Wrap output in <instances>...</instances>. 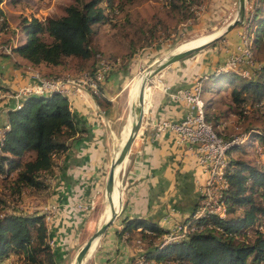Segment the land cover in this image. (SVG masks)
<instances>
[{"label":"crops","instance_id":"obj_1","mask_svg":"<svg viewBox=\"0 0 264 264\" xmlns=\"http://www.w3.org/2000/svg\"><path fill=\"white\" fill-rule=\"evenodd\" d=\"M5 2L2 0L0 3L2 13ZM244 6L246 8V4ZM236 8L237 0H209L202 19L207 22L210 14L219 12L218 17L222 13L226 17L229 15L228 22L235 17ZM241 27L239 25L229 30L232 42L237 41ZM214 50L213 47V50L192 57L185 56L153 74L150 89H144L138 133L117 171L121 192L119 210L86 253L85 264H131L142 248L117 235L124 220H144L164 233L190 216L198 201V188L204 180V173L195 161L192 147L177 144L173 131H157L155 125L162 120L176 122L186 114L185 103L176 95L190 87L195 79L207 77L221 64L224 53L216 55ZM40 65L32 66L14 53L0 56V134L6 126L8 111L15 108L18 102L16 93L33 84V72L43 73L41 75L45 78L63 77L64 71L60 73L62 66ZM122 77L121 72L109 73L101 86L104 101L99 104L81 87L67 86L68 90L63 94L73 116L76 133L65 150L55 157L52 181L47 186L50 189L47 200L57 207L50 220V238L54 247H59L63 232L71 228L60 225L62 219L71 221L74 218L71 221L74 225V243L80 246L82 243L79 244L77 240L83 237L82 233H85V239L81 242H85L110 213L107 203L97 217L99 222L93 219L94 211L99 214L101 205H104V185L109 165L115 156L113 154L119 150L128 132L127 111L125 115L117 113ZM204 81L201 83V99L204 113L207 114L210 109L205 99L210 92ZM106 196L109 201L110 195ZM61 228L65 231L60 232L58 229ZM88 228L92 229L89 231ZM144 230L147 229L138 226L136 232L132 233L135 236L140 231L144 233Z\"/></svg>","mask_w":264,"mask_h":264},{"label":"trees","instance_id":"obj_2","mask_svg":"<svg viewBox=\"0 0 264 264\" xmlns=\"http://www.w3.org/2000/svg\"><path fill=\"white\" fill-rule=\"evenodd\" d=\"M72 1L63 7L60 16H49L43 20L22 17L17 24L21 37L11 47V51L32 66H62L65 59L72 58L77 60V70L82 73L84 64L95 53V47L91 44L93 28L96 24L105 23L107 17L100 6L102 0ZM174 1L183 2L185 10L195 0H188L187 4V0H173L170 6L180 7ZM245 4V17L240 23L254 46L259 41L264 42V0H245ZM6 27V20L0 10V32ZM44 34L48 40L41 38ZM103 82L99 86L100 95L93 96L98 104L104 101L101 90ZM204 82L209 92H214L218 87L219 93L224 85L229 86L228 109H232L230 113L236 114L247 102L264 98V61L253 68L250 78H241L233 71L216 72L214 69ZM206 104L210 109V102ZM6 116L7 123L0 134V174L5 177L14 173L9 186L11 191L18 193L26 187L44 190L48 186L46 176L53 174L55 157L65 150L76 133L65 96L59 92L26 94ZM204 117L210 123L206 113ZM253 131L255 139L262 143L264 154V133ZM233 149L239 147L230 145L226 154H230ZM25 154H28V158L22 161ZM225 179V217L209 215L200 218L198 230L191 232L185 239L160 246L163 232L139 219L124 220L117 235L134 244L138 239L140 244L136 245L142 248L140 253L145 259L167 260L169 264H264V204L255 203L251 198V192H257L261 197L264 195V169L246 160L228 158ZM239 209L241 213L235 215ZM138 226L149 230L151 234L140 231L134 236L132 232ZM259 226L261 229H258ZM46 231L42 214L0 213V259L9 250H14L31 260L40 254L46 264H55L53 253L44 241ZM248 232L251 234L247 235Z\"/></svg>","mask_w":264,"mask_h":264},{"label":"rangeland","instance_id":"obj_3","mask_svg":"<svg viewBox=\"0 0 264 264\" xmlns=\"http://www.w3.org/2000/svg\"><path fill=\"white\" fill-rule=\"evenodd\" d=\"M172 1L173 0H110L108 3L102 0L100 3L107 19L105 23L96 24L93 28L94 33L91 38V44L95 47V53L97 54L94 55V53L92 58L84 64L82 72L88 71L96 61L103 60L109 63L111 72L116 71L122 73L121 90L117 99V113L121 112L125 115L127 111L125 115L126 119L129 115L130 93L133 84L137 81V77L141 75L144 68L153 61L165 58L167 55L178 51V48L187 42L206 36H209V39L213 38L217 32L222 30L223 27L230 22V20L228 22L226 21L229 19V15L226 17L225 14L222 13V16L218 17V15H220L219 12L217 14H210L207 18V22H204L202 17L206 13L209 0H199V2L195 0L193 3L188 4L185 10L183 2L179 3V1H174V3L180 7H176L175 5L173 7L170 6ZM72 2V0H12V2L6 0L2 7L7 27L0 32V45L14 44L21 37L17 28V23L22 17H35L39 20H43L45 17L49 16H60L63 14V7ZM187 3L188 0L185 1V4ZM245 11L246 8L244 6L243 19L245 17ZM240 24L239 22L236 26ZM244 30L245 28L242 25L239 34ZM263 33L262 35H264ZM41 38L48 40L45 34ZM235 42L231 41L229 31H227L211 44L187 56L192 57L201 52L213 50L214 47L216 49L214 50L216 55L219 52H223L225 57L228 48L232 46L231 43L234 44ZM251 46L254 65L257 67L259 63L264 61V42L259 41L254 46L253 44ZM12 53L11 51L10 54H0V56H11ZM13 63L17 64L19 67L25 68V66L19 64L17 61ZM42 65L43 64L40 66ZM78 65L77 60L67 58L62 65L60 73L64 71L63 77L75 78L81 74L77 70ZM33 73H37L39 76L43 74L38 71ZM154 76L152 75L146 80L147 85L145 88L150 89L149 85ZM214 89L215 88L212 90ZM218 89L217 87L214 92H210L205 99L209 100L207 102H210V110L207 112L208 121H210L224 140H230L239 136L245 137L241 143L233 144L238 146L239 149L231 150L230 154L227 155L228 158L242 159L251 164L254 163L258 165L257 163H259L261 159L258 151H262V143L255 139V131L253 130L264 133V98L247 102L239 109L240 111H238V113L233 114L229 112L232 109H228L227 103L229 99L227 94L230 87L224 85L222 90L217 93ZM259 103L262 104L260 107L257 106ZM26 158H28V154H25L21 160L23 161ZM13 177L14 173H10L5 177L0 174V213L42 214L43 222L47 230L44 241L47 244L48 242L51 244V246L49 244L48 246L53 253L54 263L72 264L77 250L84 243L81 241L85 239V233H82L83 237H79L80 239L77 240L79 244L82 243L78 246V244L74 243V225L71 223L74 218H72L71 221L61 218L60 225L64 224L65 228L70 226L71 228H69L68 232H63L64 236L60 239L61 243L59 247H54L53 239L50 238V235H52L50 233L52 227L50 222L46 223L44 220V207L50 205L47 200L50 189L45 188L44 190H39L26 187L20 189L17 193L9 189L10 181ZM46 177L48 183L52 181V175H47ZM106 195L105 193L104 205H101L98 211L99 214H96V211H94V221L99 222L97 217L101 215L102 208L108 203ZM251 198L255 203L264 204V195L261 197L257 192H251ZM240 213L241 209L235 212V215ZM91 229L88 228L87 230L90 231ZM58 230L62 232L64 229L61 228ZM82 230V232H84V229ZM59 231L57 232L60 233ZM249 234H251V232L247 233V235ZM84 262L82 263L85 264ZM0 264H46V262L40 254L36 255L34 260H31L22 253L9 250L7 254L0 259ZM154 264L169 263H167V260H159L155 261Z\"/></svg>","mask_w":264,"mask_h":264},{"label":"built area","instance_id":"obj_4","mask_svg":"<svg viewBox=\"0 0 264 264\" xmlns=\"http://www.w3.org/2000/svg\"><path fill=\"white\" fill-rule=\"evenodd\" d=\"M264 38V37H263ZM14 44L0 45V54L11 52ZM251 37L243 31L239 34L237 42L232 44L226 52V55L215 68L216 72L233 71L241 78H250L253 75V68L256 67L250 48ZM111 66L103 60L96 61L90 71L82 72L77 77H55L43 78L37 73L32 74L34 80L31 86L24 87L16 93L18 102L26 94H50L59 92L64 94L67 86L75 88H84L92 97L100 95V84L103 82ZM206 77L195 79L192 85L182 89L176 96L181 99L186 107V114L176 122L162 120L155 125L157 131L169 129L175 134V141L179 145H187L194 149L195 161L201 171L204 173V180L198 188V201L193 208L190 216L182 222H177L170 230L162 233L160 236V246L169 242L185 239L191 232L198 230L197 222L200 218L213 215L223 218L226 215V203L223 198V191L227 186L225 179V170L228 162L226 150L230 145L241 143L245 137L239 136L230 140H224L215 133L214 128L205 120L203 101L201 99V83ZM260 104V103H259ZM257 106H261V104ZM1 136V135H0ZM261 159L260 168L264 169L263 151H258ZM80 207V205H76ZM82 207V206H81ZM44 220L50 222L52 215L56 213L57 207L54 204L44 207ZM258 229H261L259 226ZM137 230H141L137 228ZM144 233L151 234L149 230ZM136 244L140 241L135 240ZM51 246V244L48 242ZM152 259H145L139 252L131 264H154Z\"/></svg>","mask_w":264,"mask_h":264},{"label":"water","instance_id":"obj_5","mask_svg":"<svg viewBox=\"0 0 264 264\" xmlns=\"http://www.w3.org/2000/svg\"><path fill=\"white\" fill-rule=\"evenodd\" d=\"M244 4L245 0H237V9H236V15L235 17L228 22L222 30L217 32L215 36L209 40H206L202 42L201 44L185 48L183 50L176 51L174 53H171L167 55L165 58L155 60L151 64H149L144 70L141 72L142 74H146L145 79L141 78V84L139 86L138 90V99L137 102L138 104L130 110L134 114V120L132 124L129 126L128 133L122 142L119 150L117 151V154L113 157L109 169L107 172L106 180H105V185H104V192L105 193H110L113 188V182H114V171H118L120 165L124 161L126 154L129 150V146L133 140V138L136 136L139 127H140V122H141V117H142V92H143V86L144 82L151 77L154 73L157 71L165 68L166 66L174 63L175 61H178L185 56L194 53L198 50H201L202 48L206 47L207 45L211 44L214 40L219 38L223 33L229 31L232 29L237 23L241 22L244 16ZM52 92L51 94H53ZM120 204V202H119ZM115 213L112 212L111 215L106 218L95 230L94 232L86 239V241L80 246V248L77 250L72 264H82L84 257L86 253L88 252L89 248L91 247L92 241L95 238H98L106 229V227L112 222V220L115 217Z\"/></svg>","mask_w":264,"mask_h":264},{"label":"bare ground","instance_id":"obj_6","mask_svg":"<svg viewBox=\"0 0 264 264\" xmlns=\"http://www.w3.org/2000/svg\"><path fill=\"white\" fill-rule=\"evenodd\" d=\"M206 40H209V36H206V37H202L200 39H196V40H192L190 42H187L186 44H183L181 45L179 48H178V51L179 50H183L185 48H188V47H192V46H195V45H198V44H201L202 42L206 41ZM144 78L146 77V74H142L139 76V78L137 79V81L134 83L133 87H132V90H131V108L130 110L132 109V106H136L138 104L137 102V99H138V90H139V86H140V82H141V78ZM147 85L146 82H144V86H143V92H142V112H143V101H144V89H145V86ZM129 110V118H128V123L127 125L130 126L134 120V114ZM133 114V115H132ZM211 124V123H210ZM128 130H129V127H128ZM128 133V132H127ZM127 133L125 134V137L127 135ZM138 133V132H137ZM217 134V133H216ZM137 135V134H136ZM118 151V150H117ZM117 151L114 152L113 156L117 154ZM117 171L115 169L114 171V182H113V188H112V191L110 193H106L108 195H110L109 197V201H108V205H109V211L110 213L107 214L102 221H104L106 218H108L112 212H114L115 214H117L118 210H119V202H120V195H121V192H120V187H119V183H118V180H117ZM95 240L96 238L92 241V244H91V247L89 248V250L92 248V246L94 245L95 243ZM88 250V251H89Z\"/></svg>","mask_w":264,"mask_h":264}]
</instances>
